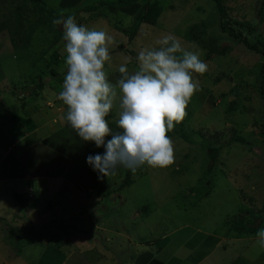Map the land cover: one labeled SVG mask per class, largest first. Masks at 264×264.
Instances as JSON below:
<instances>
[{
    "label": "rangeland",
    "instance_id": "rangeland-1",
    "mask_svg": "<svg viewBox=\"0 0 264 264\" xmlns=\"http://www.w3.org/2000/svg\"><path fill=\"white\" fill-rule=\"evenodd\" d=\"M83 1H66L64 6L73 9ZM158 1L164 7L158 24H142L132 38L123 32H131L136 23L135 12L144 1L124 11L109 8L99 15L95 12L87 16L83 12L73 16L78 24L105 30L112 36L113 42L109 45L112 59L105 70L113 83L121 78L118 68L122 63L132 72L138 64L140 50L157 47L156 41L166 34L176 36L184 48L196 52L207 64L206 73L195 76L200 87L186 108L185 119L168 134L174 145V163L167 169H152L146 165L138 168L133 172V183L119 194H106L101 203L97 190L90 205H100L90 210L74 202L78 193L75 184L70 188L62 181H50L47 185H51V189L43 193L39 181L32 182L38 201L36 208H30L34 204L22 206L14 197V187L24 186L23 181H6L3 196H0V202L3 201L0 217L4 216L0 218V264H195L208 253L199 264H264V251L256 246L255 235L235 238L228 223L231 217L242 212L263 210L264 137L250 128L254 117H264V101L256 92L262 60L220 31V17L213 0ZM225 4L232 24L234 21L250 23L264 36L259 0H225ZM4 9L0 6V21ZM194 25L201 31L202 43L216 40L224 52H214L211 45L204 50L190 42L187 34ZM245 35L250 36L247 32ZM63 42H59L58 48L62 62L56 67L62 79L56 76L50 79L51 73L44 65L50 61L47 56L41 66L44 73L41 68L37 73L43 78L44 83H41L40 75L35 77L36 74L30 72L28 61L17 60L11 54L7 33L0 32V177L17 170L15 175L24 178L23 169L47 177L51 163L59 160L46 162L30 152L27 157L31 154L34 159L27 164V157L18 159L21 151L17 150L19 155L6 151V137L14 130L12 113L23 118L33 117L37 124V133L25 142L27 145L34 142L36 146L40 138L48 136L55 147L52 151L55 156L66 146L64 142L70 140L72 145L66 152L77 155L65 168H81V175L71 173V177L84 189L87 182L95 186L94 182L100 179L101 174L89 165L87 157L103 155L105 147L98 148L94 142L82 140L85 146H90L87 152L84 145L82 148L75 142L63 118L56 125L57 134L52 135L51 126H46V118L54 116L50 111L53 104H63L58 101L67 72ZM45 44L44 41L35 44L33 56H37ZM29 74H34V79L27 82ZM34 80H39L41 90H30ZM232 100L236 101L233 106ZM63 108L64 117L66 106ZM112 110L109 124L116 132L119 131L115 123L118 105ZM15 126L21 130L26 124ZM111 138V135L106 137V142ZM212 148L219 150L216 158L210 152ZM126 170L119 167L115 175L105 177L106 187L115 190L120 186L126 179ZM59 186L66 188L60 190ZM30 196L34 197L33 191ZM98 197L102 199L101 195ZM63 219L82 231L71 229L66 238L61 232H54L51 221L60 223ZM32 220L34 225L30 224ZM263 222L264 217L258 224ZM18 227L24 229L23 239L16 242L13 234ZM261 228L264 227L261 225ZM61 235L68 244L59 241L63 238ZM162 246L163 250L159 251Z\"/></svg>",
    "mask_w": 264,
    "mask_h": 264
},
{
    "label": "clouds",
    "instance_id": "clouds-1",
    "mask_svg": "<svg viewBox=\"0 0 264 264\" xmlns=\"http://www.w3.org/2000/svg\"><path fill=\"white\" fill-rule=\"evenodd\" d=\"M53 24L62 25L66 42L67 72L58 94L66 106L63 119L83 141L105 147L103 155L87 157L100 179L115 175L119 167L132 172L145 165L170 167L174 145L168 134L185 119L200 87L195 76L205 74L207 64L176 36L166 34L156 41L157 47L140 50L132 72L122 63L121 78L113 83L105 70L113 42L107 31L80 25L73 15L54 19ZM116 105L119 131L113 132L108 117ZM255 242L264 251V228L255 233Z\"/></svg>",
    "mask_w": 264,
    "mask_h": 264
},
{
    "label": "trees",
    "instance_id": "trees-1",
    "mask_svg": "<svg viewBox=\"0 0 264 264\" xmlns=\"http://www.w3.org/2000/svg\"><path fill=\"white\" fill-rule=\"evenodd\" d=\"M66 1L74 2L78 0H0L1 9L5 8L2 20L0 21V32L5 31L7 33V38L10 40V44L12 47L11 54H13V56L17 60L19 59L20 61H28L30 63L29 66L31 67L30 72L36 74L35 77H38V75H40L39 78L41 83H44L43 78L41 74L37 73L40 70L41 66L44 64L43 60H47V56L50 57V61H47L44 65H46V68L49 70L48 72L51 73L50 79H54V76L58 77V80L62 79V75L56 71V67L60 66V63L62 62L58 48L60 47L59 42L64 41L63 30H61L62 25L53 24L54 19L61 17L64 18V16H69L73 14L75 15L83 12V14L87 16H93L95 12H97L99 15V13L109 8L116 10L122 9L124 11L128 8H131L132 5L138 2L140 3V1H144L141 4L140 9L135 12L136 23L131 28V32H123L126 36H129V38H132L142 24H149L152 26L157 25L158 20L164 10L163 5H161L158 0H80L81 2L83 1V3H78L73 9L66 8L64 6V3ZM213 2L220 17V31L225 34L229 39H231L233 43L243 44L248 51L252 52L253 55H257L262 60L261 70L258 74L260 84L256 92L260 99L264 101V36L259 33V30H257V28H255V26H252L250 23L247 24L234 21V24H232L233 22L231 23L230 19L228 18V10L225 4V0H213ZM259 15L260 22L263 23L264 0H259ZM188 31L189 32L187 34V39L190 42H195L198 46L200 45L204 50H207L209 45H211L214 52L215 50L220 54L224 52V49H222L220 45L217 44L216 40H213L212 43H210L209 41H207V43H202V40H200L199 36V34H201V31L198 29L197 25L191 26ZM245 32L249 33L250 36L245 35ZM252 38L254 40H252ZM40 41H44L46 43V46L42 51L38 52V55L36 54L37 56H33L32 52L34 50V46ZM65 43L66 42L64 41L63 44ZM121 47L123 48V46ZM41 72L44 73V70H42ZM30 74L28 77L29 79H26L27 82L34 79V74L32 76H30ZM39 84V80L32 81L30 83V90H41L42 87H39ZM31 91L29 93H31ZM1 94L2 92L0 93V95ZM223 95L227 96L225 94ZM235 104L236 101L232 100L231 105L233 106ZM11 115L14 123L23 124L25 122L26 124V122H31V120L27 118L19 117L18 115L12 113ZM112 115L113 110L109 114L108 121L111 119ZM253 119L254 121L250 125V128L254 133H257L264 137V117H260L258 119L254 117ZM85 147L87 148L88 152L90 146L89 148L88 146ZM82 148H84L83 145ZM92 148L96 150L95 147ZM210 152L213 158H216L219 153V150L218 148H212ZM209 169L211 170L212 166H210ZM126 171V179L123 180L120 186H118L115 190H111L109 186L106 187V178L103 177L104 179H99V181L102 182L99 188L100 193H98V196L101 195L102 199H99L100 197L97 196L98 201L100 203L103 201V198L106 196V194L107 196H111L112 193L119 194V191L121 189H124L126 186L134 182V180L132 179L133 172L129 169H127ZM29 185L31 186L32 183L29 182ZM87 185L88 184L86 183L85 186ZM32 191L33 188H29L27 194L15 192L14 197L20 205L25 206V203L26 205L28 203L30 204V192ZM87 194L90 197L89 202H91L92 196L89 192H87ZM31 202H33V200ZM100 203H96V205H100ZM262 209L263 210H261L260 213L255 210H248L247 212H242L239 215H235L230 218V220L228 221V223H230L229 228L231 229L230 232L235 234V238L244 237L245 235H255V233L259 229H261V225L262 227H264V222L261 223V225L260 223L258 224L259 219L263 220L264 217V203ZM3 217L4 216H1L0 218L3 219ZM51 226L54 232H61V234L65 238L71 234V229H73V232L82 231L78 228L68 225L65 219L61 220L60 223H57L54 220ZM23 230L20 229L18 232H14L13 237L16 242L17 237H19V241L23 239ZM75 234L79 235L78 233ZM64 237L61 238L59 241L62 240V244H68L67 239H65ZM163 248V246L160 247L159 251H162ZM152 255H154V253ZM208 255L209 254L205 255L201 259H198L195 264H199ZM157 264L162 263L158 262Z\"/></svg>",
    "mask_w": 264,
    "mask_h": 264
},
{
    "label": "crops",
    "instance_id": "crops-1",
    "mask_svg": "<svg viewBox=\"0 0 264 264\" xmlns=\"http://www.w3.org/2000/svg\"><path fill=\"white\" fill-rule=\"evenodd\" d=\"M58 101H60L59 98H58ZM57 106L55 104H53V107L50 108L51 109L50 111H52L54 114L52 119L46 118V126H48V125L51 126L52 133H53L52 135L57 134L56 125L59 124L60 120L63 118V115H62L63 113L61 114V111L64 109L63 108L64 104H62L58 107ZM46 117H48V116L46 115ZM27 119L31 120V122H26V126H24L23 129H21V130H19L15 126V125H17V123L13 122L14 123V130L12 131V133H9L7 135V137H6L7 141H5L4 149L7 152H11V153L13 152L14 154H18L17 150L21 151L22 154L20 157H18L19 160H24L30 152H31V154L36 155V158L44 159V160H46V162L48 161V159L53 160V159L59 158V160L51 163L50 173H49V175H47V177L41 176L39 174L35 175L34 172H32L29 169H23L24 178H19L17 175H15V174H17V170L13 171L12 175H9L7 177H3V175L1 174L2 176L0 177V196L2 195V192H4L5 188L3 190H2V188H3V184H6V181L11 180L8 183H12L15 180H18V181L22 180L23 181L22 184H24V186H22V185L15 186L13 193L20 192L23 194H27L28 189L33 188L34 197L30 198L31 201L33 200V202L30 201V205L34 204V206L30 207V208H36V202L38 201L37 200L38 196L36 195L35 188L33 187V185L30 186L29 182L32 183V182L39 181L41 190L43 191V193H45L47 190L51 189V185H49V186L47 185L48 182H50V181H54V182L60 181L61 182L62 181L64 183L69 184L70 188H72V186H74V184H75V188H76V191L78 193L75 194L76 200L74 202H76L77 205L79 204L80 208H82L83 206H87V208L89 210H90V207L96 208L95 207V206H97L96 204L90 205V202H89L90 197L87 194V192H89L91 194V196L93 197L96 194L97 190L100 191L99 188H100L101 184L99 182H101V181L98 180V182L97 181L94 182V183H96L95 186L93 183L88 184V182H87L88 185L84 189V187H82L80 184H78V182L76 181V179L74 177H71L72 176L71 173H75V175H81L82 174V172L80 170L81 168H77V169L65 168L66 165H69V163H71V160L73 158H76V155H77V154H75V155L69 154L66 152V150L69 147H71V145H72L70 140L67 139L64 142V145H66V146H62V149H61L62 151H60V154L55 155V156L52 155L53 154L52 151L54 150L53 148H55V147L52 143V140L50 141L48 136H46L45 139L40 138L39 141H37L36 146H35L34 142L32 144L27 145L26 143L30 141L29 139L31 138V135L37 133V128H36L37 124L34 121L33 117H28ZM65 124H66V122H65ZM66 126H68L66 128L68 130H70L71 134L74 135L75 142L78 143L79 146L84 145L82 139L72 129H70V126L67 124H66ZM52 138H53V136H52ZM39 151H40V153H39ZM30 155L27 157V161H26L27 164H28L30 159H34V157L30 156ZM28 166H30V165H28ZM42 181L46 182V184L42 185L41 184ZM65 188H66L65 186L64 187H61V186L58 187V189H60V190H64ZM81 193H83V194H81ZM112 196H114V195H112ZM2 202H0V203H2ZM53 222H54V220L51 221V223H53ZM30 224L34 225V221L32 220ZM20 229L21 228L18 227V230L16 232H18ZM104 229H103V231H104ZM18 239H19V237H17V241H19ZM217 244H219V242ZM19 255L25 257V255L22 253H20Z\"/></svg>",
    "mask_w": 264,
    "mask_h": 264
}]
</instances>
